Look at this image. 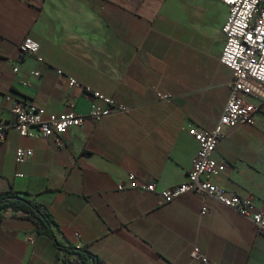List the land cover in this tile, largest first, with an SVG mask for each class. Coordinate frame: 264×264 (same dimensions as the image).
I'll use <instances>...</instances> for the list:
<instances>
[{"label":"crops","instance_id":"obj_1","mask_svg":"<svg viewBox=\"0 0 264 264\" xmlns=\"http://www.w3.org/2000/svg\"><path fill=\"white\" fill-rule=\"evenodd\" d=\"M228 15L220 0H0V118L14 119L8 94L47 114H86L94 98L67 74L131 109L71 127L60 147L11 130L0 141V193L44 205L58 240L106 264H201L190 257L196 245L221 264H264V235L216 198L190 192L160 204V191L192 168L199 146L188 127L212 130L229 97L233 74L220 61ZM26 36L40 43L41 59L19 53ZM246 86L256 123L223 127L213 158L226 169L212 181L264 208V85ZM18 146L33 150L21 164ZM129 173L157 190L130 187ZM40 227L6 208L0 264L80 263Z\"/></svg>","mask_w":264,"mask_h":264},{"label":"built area","instance_id":"obj_2","mask_svg":"<svg viewBox=\"0 0 264 264\" xmlns=\"http://www.w3.org/2000/svg\"><path fill=\"white\" fill-rule=\"evenodd\" d=\"M229 8L228 18L223 26L225 45L220 56L222 64L227 66L233 74L230 94L218 123L212 130L198 129L195 125L188 127V133L198 143V150L187 179L173 187L160 191L161 202L166 204L190 192L203 197H213L222 204L233 208L240 215L251 220L258 233L264 235V208H260L252 197H242L237 194L229 195L226 189L217 185L212 179L225 171L224 164L213 158V152L225 137L223 127L231 129L256 123V104L247 92V81L255 80L264 85V0H220ZM40 43L30 36H26L19 45V53L39 56ZM19 66L14 64L13 71L18 72ZM59 74H64L58 70ZM39 75L38 72L34 73ZM70 87H82L86 93L93 96L94 101L86 114L74 111L66 113L47 114L44 106L28 100L14 98L11 94L6 99L12 102L11 112L13 120L0 118V141L5 140L8 132L16 130L21 136L31 138H52L58 147L63 144V136L74 126L81 125L86 119L99 122L114 113H130L131 109L120 103L115 97L102 91L95 90L76 77L65 75ZM24 84H27L24 82ZM162 101H170L169 93L158 92ZM74 106L73 102H70ZM33 150L24 146L16 148L15 160L24 163ZM22 176V173H17ZM130 187L142 191L155 192L156 181H140L134 173H129L127 182ZM208 207L203 205L201 214H205ZM192 262L201 264H221L211 260L199 246H194L190 252ZM73 264H80L79 261Z\"/></svg>","mask_w":264,"mask_h":264},{"label":"trees","instance_id":"obj_3","mask_svg":"<svg viewBox=\"0 0 264 264\" xmlns=\"http://www.w3.org/2000/svg\"><path fill=\"white\" fill-rule=\"evenodd\" d=\"M22 209L32 214L40 223L39 232L46 234L52 238L59 249H63L70 254H74L80 260V264H106L102 258L92 252L88 247H76L74 245H66L58 240L53 228V219L47 208L34 201L33 199L21 197L12 191L0 193V223L3 220V212L6 208ZM68 264V263H64Z\"/></svg>","mask_w":264,"mask_h":264}]
</instances>
